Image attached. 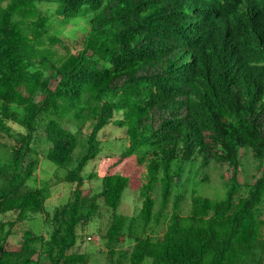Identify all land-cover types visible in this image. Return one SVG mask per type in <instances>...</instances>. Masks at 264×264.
Masks as SVG:
<instances>
[{"label": "trees", "instance_id": "16d2710c", "mask_svg": "<svg viewBox=\"0 0 264 264\" xmlns=\"http://www.w3.org/2000/svg\"><path fill=\"white\" fill-rule=\"evenodd\" d=\"M40 1H55L54 15L64 22L93 12L81 49L72 53L63 44L67 52L57 63L47 62L45 43L62 40L48 35L51 16L40 11ZM108 93L118 98L107 100ZM119 111L114 124L125 127L128 145L117 162L148 149L137 159L146 161L138 213L128 218L115 212L103 236L110 255L132 236L135 218L144 225L160 221L156 184L164 203L172 161L196 155L202 165L231 168L226 196L192 194L188 213L174 207L165 216L162 236L154 239L144 229L134 236L128 264H238L256 242L264 244V219L257 212L264 196V0H0V137L15 139L13 170L0 186V212L17 213L0 221V264H38L30 231L19 250H7L3 240L16 222L44 209L41 188L20 192L36 167L25 156L33 151L41 113H49L42 118L51 143L46 157L63 168L78 141L61 119L71 114L92 123L88 149L66 176L76 183L73 198L51 237V264H87L82 254L68 252L78 237L80 208L86 203L88 216L99 202L116 209L129 176L106 173L101 189L90 193L80 188L81 172L100 150L98 131ZM241 147L251 148L260 170L245 193L238 179Z\"/></svg>", "mask_w": 264, "mask_h": 264}, {"label": "rangeland", "instance_id": "374dc122", "mask_svg": "<svg viewBox=\"0 0 264 264\" xmlns=\"http://www.w3.org/2000/svg\"><path fill=\"white\" fill-rule=\"evenodd\" d=\"M40 11L51 16V28L49 36H57L62 40L61 44H50L47 40L46 60L48 63H57L65 55L67 50L63 44L68 46L72 53L77 52L82 47V41L89 30L90 18L93 12L82 14L72 18L69 22L54 15L57 3L55 1H40L37 3ZM51 70L45 72L50 74ZM56 80L50 81V87L53 88ZM39 92L36 99L39 97ZM86 98V97H85ZM118 98V94L108 93L105 96L107 100ZM84 99L83 105L87 106ZM21 113L22 110L19 109ZM122 112L114 113L112 121L105 125L97 133L99 152L90 159L84 166L82 175L81 190L90 193L101 189V178L106 173H120L129 176V182L124 189L120 203L116 209H113L101 202L98 207L87 215L86 203L80 208L82 215L81 224L77 227L78 237L75 244L68 249V252L82 254L87 259V264H128L130 248L134 242V236H138L145 230L152 238L156 239L162 236L167 218L174 207L181 214L189 212L191 207V195L197 194L211 199H221L226 196L229 187V177L231 168L227 164H218L210 161L207 165H202L199 156H193L188 160L175 159L171 163L170 172L172 175V187L170 196L166 202L161 201L160 183L156 184L153 195L156 199L155 211L161 210V219L159 222L152 220L147 225L137 218L134 220L132 236L114 246V252L110 255L109 247L103 237L107 228L112 222L115 212L129 217H135L141 206L139 198V189L145 179L146 161L138 163V156L148 149V146H142L131 155L123 158L119 163L121 152L128 145V135L125 127L114 124V120L121 116ZM49 113H41L36 120V130L33 133L31 141L32 152L25 156V161L33 160L36 162L35 170L20 192L29 187H38L43 190L45 196L44 209L41 212L31 213L27 219L22 222H16L11 229L8 225L5 230L9 233L3 240L7 250H19L24 243V233L30 231L32 236L29 240V248H34V258L38 264H51V257L56 252V246L52 242V233L64 218L63 209L73 198L75 182L66 179L67 173L75 168L80 157L88 149V136L90 134L92 123L90 120L82 122L73 115H68L61 119L62 124L77 136V146L72 154V161L67 167H59L47 159L46 153L51 143L45 138L44 123L42 118L48 117ZM17 127V126H16ZM20 129V128H18ZM15 139L9 134H2L0 137V186L6 183L7 175L13 170L12 146ZM240 166L238 170V179L241 184L240 193H245L248 185L254 176L259 175L258 161L252 155L251 148H239ZM259 218L264 219V196L258 207ZM17 213L15 211L0 212V221L7 222L14 220ZM127 224V223H126ZM127 232V228H125ZM264 263V244L262 241L255 243V248L242 263L238 264H260ZM62 264V263H61ZM69 264H83V262H72Z\"/></svg>", "mask_w": 264, "mask_h": 264}]
</instances>
